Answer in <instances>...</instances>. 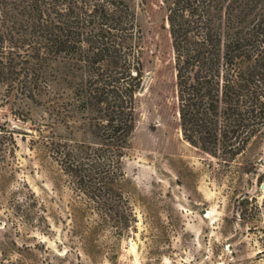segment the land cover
Masks as SVG:
<instances>
[{
    "label": "trees",
    "instance_id": "obj_1",
    "mask_svg": "<svg viewBox=\"0 0 264 264\" xmlns=\"http://www.w3.org/2000/svg\"><path fill=\"white\" fill-rule=\"evenodd\" d=\"M163 68L183 138L233 160L264 131V0H0V106L31 120L32 146L104 223L121 224L113 185L146 80ZM24 102L46 118L20 112ZM77 116L90 141L57 133ZM16 132L28 131L0 123L3 161ZM237 200L239 218L262 221L249 229L260 232L264 264V193Z\"/></svg>",
    "mask_w": 264,
    "mask_h": 264
},
{
    "label": "rangeland",
    "instance_id": "obj_2",
    "mask_svg": "<svg viewBox=\"0 0 264 264\" xmlns=\"http://www.w3.org/2000/svg\"><path fill=\"white\" fill-rule=\"evenodd\" d=\"M163 71L146 80L123 177L113 185L120 225L101 221L48 155L32 146L31 120L0 106V123L28 131L14 133L15 149L4 161L0 152V258L16 264H263L260 232L249 229L262 221L239 218L237 199L262 201L264 131L229 162L194 147L183 138L170 73ZM15 107L35 121L46 118L44 107L30 102ZM71 124L57 133L91 140L84 119L73 117Z\"/></svg>",
    "mask_w": 264,
    "mask_h": 264
},
{
    "label": "water",
    "instance_id": "obj_3",
    "mask_svg": "<svg viewBox=\"0 0 264 264\" xmlns=\"http://www.w3.org/2000/svg\"><path fill=\"white\" fill-rule=\"evenodd\" d=\"M261 189H264V184H261Z\"/></svg>",
    "mask_w": 264,
    "mask_h": 264
}]
</instances>
